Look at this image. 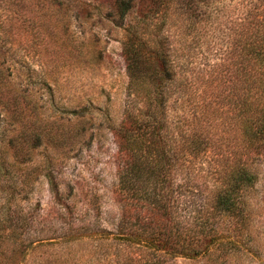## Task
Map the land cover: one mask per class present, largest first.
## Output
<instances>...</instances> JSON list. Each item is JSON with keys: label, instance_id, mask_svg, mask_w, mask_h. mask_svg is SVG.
I'll list each match as a JSON object with an SVG mask.
<instances>
[{"label": "trees", "instance_id": "obj_1", "mask_svg": "<svg viewBox=\"0 0 264 264\" xmlns=\"http://www.w3.org/2000/svg\"><path fill=\"white\" fill-rule=\"evenodd\" d=\"M107 1L128 33L133 102L115 130L117 213L87 206L74 228L62 205L63 235L49 229L39 261L1 219L0 264H249L264 178V0Z\"/></svg>", "mask_w": 264, "mask_h": 264}, {"label": "rangeland", "instance_id": "obj_2", "mask_svg": "<svg viewBox=\"0 0 264 264\" xmlns=\"http://www.w3.org/2000/svg\"><path fill=\"white\" fill-rule=\"evenodd\" d=\"M108 8L107 0H0V220L18 227L38 261L45 248H33L49 229L63 235L62 205L73 207L74 228L87 206L105 217L118 210L115 130L133 102L128 33ZM254 193L245 263L264 264V178Z\"/></svg>", "mask_w": 264, "mask_h": 264}]
</instances>
